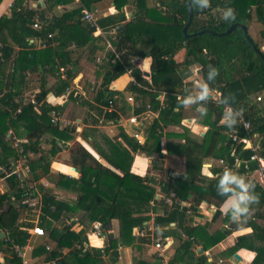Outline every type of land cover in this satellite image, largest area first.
I'll return each instance as SVG.
<instances>
[{
  "label": "trees",
  "instance_id": "1",
  "mask_svg": "<svg viewBox=\"0 0 264 264\" xmlns=\"http://www.w3.org/2000/svg\"><path fill=\"white\" fill-rule=\"evenodd\" d=\"M26 1L28 0H13L9 18L0 17V69L2 66L8 68L10 64L12 70L6 75L9 82L15 75L14 72L16 68L18 69V62H20V58L17 59L20 50L18 55L13 56L14 45L21 49L29 48L32 45L28 42L29 38H40L45 42L43 48L48 50L51 47L50 44L57 41L58 50H54V57L47 60L41 69L44 73L56 76L53 89L55 94L59 95L70 89L67 94L68 100L77 101L84 108L85 115H88L89 111L95 118L102 117L105 121L111 120L115 123L119 119L118 112L126 114L130 108H126L125 103H119V93L112 91L109 85L126 72L127 68H130L135 82L131 81L127 90L132 94L136 93L137 102L133 107V113L139 115L149 109L156 112L157 116L148 126L146 138L141 145L121 126L119 135L129 148L107 139L106 136L102 138V133L97 136L105 142L103 146L106 150L102 148L98 154L112 166V169L101 163L76 139L75 125L60 126L59 123L52 122V112L61 117L64 105H54L46 101L49 89L44 86L45 76H41L40 89L33 95L35 103L23 100L21 91L8 86L6 81L5 89L0 92V167L7 165V171L3 169L0 172V176L4 177L5 188L0 193V207L6 203V207L0 209V230L6 233V237L0 238V251L5 252L4 262L20 264L19 258L13 253V245L25 244L34 226V222L30 220H33L37 213L36 224L42 227L53 243V247L49 250L43 243H39L34 248L35 254L44 253L46 261L55 260L54 264L58 262L98 264L102 254L109 255V259L113 261L115 257L113 248L117 247L118 242L124 243L127 237H130L134 226H144V221L149 219V215L145 213L152 208L147 198L152 196L154 188L145 183L148 178L130 171L133 159L131 151L141 150L149 155L160 156L162 149L167 148L169 151L174 150L185 155L186 160L183 166L185 176L170 175L166 181L160 182V188L165 194L174 192L175 196L171 204L163 205L164 215H157L156 220L163 224L174 222L173 229L178 231L176 236L179 237L180 242L172 256L173 263L207 264L204 256L195 257L190 251L192 242L199 241L198 238L196 239L199 227L191 225L190 213H197L198 204L201 201H207L216 207L213 218L224 217L219 207L231 194L218 195L217 180L214 177L222 173L225 168L231 169L235 157L248 158L250 155V151L243 149L240 143H233L227 138L226 133L230 129L220 122L226 106L244 109V115L250 120L251 126L248 131L240 127V135L245 133L251 136L258 135L264 155V108H260L256 101L252 100L254 95L264 91V48L249 32L252 22L257 20L262 26L259 31L260 36L264 39V0H210V7L204 11L193 9L197 0H191L192 19L187 28V36L182 32V27L188 19L186 0H157L162 19L152 18L151 24L146 23L150 8L142 0H135V4L140 8L138 13L123 23L122 30L114 31L110 39L104 35L93 34V28L82 19V6L64 11L58 16L53 15L49 19H45L44 14L39 15V19H42L41 27L36 29L33 27L35 11L25 7ZM71 1L45 0V10H51L57 4H67ZM80 1L88 5V0ZM114 3L117 9L124 4V2L118 3V0H114ZM228 7L235 9L234 22H226L222 19L223 9ZM122 15L124 16L123 13ZM235 22L246 26L252 42L248 41L240 26H236L226 35H214L208 32L193 34L202 29L221 33ZM70 24H75L76 29L84 31L83 37L77 39L79 37L64 32V27ZM13 32L16 34L14 35ZM49 33L51 37H47ZM87 43L92 45L88 52V59L94 62L95 79L98 80V85L93 90V83L85 79L81 87L83 93H78L77 89H71V81L79 59L72 56L73 51L69 46L81 48L88 45ZM108 44L112 49L107 48ZM253 45L258 49H254ZM181 50H183L182 60L172 61L173 56ZM97 51L102 54L95 59ZM132 57L149 58L150 69L153 71L172 67L180 73L182 78L187 77L188 67L198 62L203 81L207 80L209 65L218 69L219 75L214 81L209 82L210 88L217 90L218 94L215 99L209 97V102L206 104L205 116H211L212 121L207 123L208 128L204 135L194 133L189 127L181 124L184 118L200 116L195 106L188 109L178 108L177 96L194 94L190 91L191 88H185L182 82L177 81L154 79L149 82L142 75L140 68L131 63ZM28 59V64L19 69L22 75L26 69L40 70L30 57ZM160 94L163 95L162 99L158 97ZM228 96L234 98L232 102L223 99ZM246 100L249 103L244 105L243 102ZM82 121L95 124L94 120L89 122L84 115ZM169 126H179L181 130H164ZM85 127L81 131L82 136L86 135ZM47 132L52 135L51 147L43 151L41 143L43 134ZM164 134L167 137H178L183 141L167 142L165 146H162L160 137ZM14 138L19 140L18 147L13 143ZM57 140L63 141L62 145L57 144ZM67 142L70 144L67 145ZM93 144L97 148L96 143ZM62 147L67 150L70 164L79 169L78 178L50 171V159ZM23 155L27 158L24 164L28 171L26 175L19 177L13 172L12 164ZM205 156L221 158L225 163L223 167L214 168L210 177L201 173V160ZM137 159L140 164L144 161L141 158ZM255 167V162H251L250 168ZM238 171L243 172V167L240 166ZM43 177L58 187L75 192L76 197L71 201L58 199L50 187H44L39 182ZM151 181L155 182L153 179ZM254 185L255 193L259 195L258 203L250 206L246 220L241 223L232 221L231 228H239L243 226V223H252L254 220L264 221V190L261 186ZM34 189L40 193L38 209L26 203L23 204V200L35 192ZM140 193L146 194L148 197H143L147 200L140 198ZM177 200L189 202V205H182ZM78 211H81L79 222L85 225L100 221L102 226H105L111 219H117L118 237L110 238L104 244L102 252L98 248H84L83 244L86 240L84 229L75 232L68 225L55 226L57 222L63 221L65 217L71 218L72 213ZM225 218L229 219L230 216L227 215ZM201 228L203 230L205 227L201 226ZM225 230L213 232L208 236L209 241L205 240L204 245H213L224 238L228 232ZM161 233L164 236V231L161 230ZM253 235L252 244L249 247L255 251V260H258L261 254L257 252V247L264 246V238L259 239L255 230ZM247 238L249 239L246 235L239 236L237 243L227 250H236ZM141 239L148 241L146 237ZM76 244L80 246L77 248ZM63 247L68 248L66 253L62 252ZM156 262L159 264L158 260ZM133 264L147 263L135 260Z\"/></svg>",
  "mask_w": 264,
  "mask_h": 264
},
{
  "label": "crops",
  "instance_id": "2",
  "mask_svg": "<svg viewBox=\"0 0 264 264\" xmlns=\"http://www.w3.org/2000/svg\"><path fill=\"white\" fill-rule=\"evenodd\" d=\"M13 0H0V17L9 18L10 16V7ZM143 3L148 8H153L158 6L157 0H142ZM124 4L120 7V9H117L114 0H88V5H84L80 0H72L70 3L67 4H57L54 6L51 10H45L46 2L45 0H28L25 2V7L31 10L35 11L34 14V21H40L42 19H39V15L44 14L45 19H49L51 16L55 15L58 16L62 14V12L71 10L74 8H77L79 6H82L83 8L89 10L92 15L96 18V21L98 22V25L103 33V35L107 38V35H110V37H113L114 31H120L124 28L123 23L131 19L133 16H135L138 13V10L140 9L137 4H135V0H118V3ZM82 8V9H83ZM158 8V7H157ZM159 9V8H158ZM120 11V12H119ZM124 14V16L122 15ZM124 17V18H123ZM153 18V17H151ZM152 19L149 17H146V23L151 24ZM254 22H252L251 26L249 27V32L252 33V26H254ZM74 25V26H73ZM153 27V25H152ZM64 32H67L71 36L79 37L77 39H80L83 37L84 31L76 29L75 24H70L64 27ZM115 29V30H114ZM70 31V32H69ZM151 32V31H150ZM15 35L16 33L13 32ZM149 35L150 33H146ZM28 42L32 45L29 48H19L18 46L14 45V55H18V52L20 50V53L18 55V58H20V62H18V69L16 68V72H14L13 78H11V81L9 82L8 79H6V75L8 71L12 70L11 66L9 64V67H1L0 69V92H2L6 87V81L8 82V86L12 88V86L18 90L21 91V97L23 100L28 101L30 96H33L35 93H37L40 89L41 84V76L44 77V86L48 88V92L46 95V101L50 104L54 105H64L63 109L61 111V118L67 120V121H75L77 136L76 139L80 141L101 163L109 166L112 168V166L99 154L98 151L102 148L105 150L103 144L105 143L103 141V136H106L107 139H110L114 142L121 143L123 146L128 147L127 143L121 138L119 135V127H123L125 132L130 135V131L139 130L141 132L142 137V143L144 142L146 135H147V129L148 126L153 122V119L157 116V113L154 111L145 113L144 120L138 125H131L126 122V118L129 117L133 113V107L136 102L135 94H132L127 90L129 83L135 82L133 76L131 73L129 74L127 71L124 74H121L116 79H114L109 87L112 89V91H115V93L119 97V103L124 104L126 108H130L126 114H121V112H118L119 119H117V122L113 123L111 120H103L102 117L95 118L93 115L90 114L88 111V115H85L84 108L78 104L77 101L68 100L67 94L70 91L67 90L65 93L61 94H55L53 92L55 82H56V76L54 74H48L44 73L43 65L47 63V60H51L54 57V50L57 49V41L52 42L50 45L51 47L47 49L43 48L44 46H41V39L40 38H29ZM88 45L81 47V48H75L72 45H70V49H72L73 53L72 56L79 59L78 67L76 68L75 75L72 77L71 81V89H77L79 91L78 93H83L82 90V83L85 79H88L89 82L93 83L92 89L94 90L98 85V80L95 79V72H94V62L90 58L88 59L89 50L92 47L90 43H87ZM1 45V43H0ZM264 47V43L261 45ZM107 48L109 49L108 45ZM112 48V47H111ZM55 51V52H56ZM102 52L97 51L96 52V58L98 59L101 57ZM30 60L36 65L39 71H29L26 69L24 72V75L21 74L19 69L23 67L24 65L28 64L29 58ZM183 58V50H181L178 54H175L172 58V61L179 62ZM10 63V61H9ZM89 63V64H88ZM131 63L135 66H138L140 70L142 71V75L150 82L154 79L156 80H165V81H177L182 82L185 88H191L190 91H193L195 93V87L194 83L196 81H201V74H200V64L193 63L191 64L189 68V73L186 78H182L180 76V73L173 69L172 67H166L159 69L157 71H153L150 69V60L149 58H140V57H132ZM62 69V68H61ZM145 72H148L147 75ZM46 74V75H45ZM134 81H133V80ZM96 83V86L94 87V84ZM132 94L134 101L130 102L127 100V96ZM218 91L215 89H212L211 98L215 99L217 97ZM260 94L261 99H264V91L258 92L256 95ZM254 95L252 97V100L256 97ZM179 96V95H178ZM177 96V97H178ZM160 99L163 98V95L160 94L158 96ZM179 98V97H178ZM262 104H259V101L256 102V104L260 108H264V100L261 101ZM249 101L246 100L243 102L244 105L248 104ZM119 104V106H121ZM2 107V106H1ZM129 112V113H128ZM225 112V111H224ZM128 113V114H127ZM86 117L89 122L91 120H94L95 124H87L82 121V117ZM94 117V118H93ZM199 117H192V118H184L181 121V124L189 127L192 132L194 133H201L203 132V135L205 134V131L207 130L208 126L207 123H199L197 121ZM208 116H204V119H206ZM97 119V120H96ZM93 122V121H92ZM220 122H223V116L220 120ZM62 126V125H60ZM64 126V125H63ZM72 126V125H70ZM86 126V127H85ZM86 129V135L82 136L81 131L83 128ZM176 126H169L164 130H175ZM94 129V131L90 130ZM102 133V138L97 137L99 134ZM227 135V133H226ZM131 136V135H130ZM51 138L52 135L50 133H44L43 134V141L41 143V148L43 151L49 150L51 147ZM179 141H183V139H179L178 137H167L162 135L160 137V144L162 146H165L167 142L177 143ZM61 140H57V144L62 145ZM96 143L97 148L94 147L93 143ZM137 142V141H136ZM138 143V144H142ZM69 145L70 143H66ZM66 145V146H67ZM105 145V144H104ZM130 150V149H129ZM132 162L130 166V171L133 173L148 178V181H145V183L148 186H152L154 188L152 196L148 197L146 194L142 195L140 193L143 200L148 199V203L152 206L150 208V211L145 213V215H149V219L146 221H149L150 218L155 222L157 230L153 231V233H156V235L165 237V242L170 248V251L172 252V256L175 252L176 247L178 246L180 240L179 237H177L178 231L176 229H173L174 222H170L169 224H163L158 223L156 220L157 215L163 216L164 215V206L163 205H169L168 203H165V201L162 199L163 195H169L165 194L161 188H160V182L166 181L170 175H184L185 173L183 171V166L185 165V155L179 152H175L174 150L169 151L167 148L162 149V155L158 156L156 154L149 155L145 152L138 150L136 152H132ZM143 159V163H139V159ZM219 159L217 157L212 156H205L201 160V173L204 176L210 177L213 174V169L217 167H223L219 163ZM13 169V167H12ZM113 169V168H112ZM3 169L0 167V172ZM50 171L54 173L61 172L63 174H66L73 178H78L80 176L79 169H76L74 166L70 164L68 161V153L67 150L58 151L54 155H52L50 159ZM119 172L118 170H116ZM234 172H237L241 175H243L242 172L238 171V169H234ZM248 181H251L253 184H257L252 177H247L243 175ZM151 179H153L155 182H152ZM39 182L44 187H50L54 193H56V196L58 199H62L65 201H71L76 197V193L67 190L61 187H58L57 185L49 182L46 178H41ZM44 182L46 184H44ZM258 185V184H257ZM260 186V185H259ZM4 177L0 176V193L4 191ZM143 196L148 197L147 199ZM174 198V197H173ZM172 198V200H173ZM228 198V197H227ZM227 198L224 200L226 201ZM162 200V201H161ZM171 200V203H172ZM182 205H189V202L177 200ZM224 201L221 203L219 209L222 211V215L224 217L219 218H213V213L216 210V207L212 204H209L207 201H201L198 204L197 207V213H190V210H188V213L192 215V226H198L197 229L198 232L196 234V239L198 238L199 241H193L190 246V251L194 253L196 256H204L206 259L207 264H264V246L257 247V252L261 254V257L258 260H255L256 253L255 251L251 250L249 245L252 244L253 240V231L257 233V237L259 239L264 238V221L263 220H254L252 223H243L241 227L239 228H231L232 220L231 218L226 219L225 217L227 214L224 212L223 204ZM153 202V203H151ZM170 203V204H171ZM6 207V203H4L0 209H4ZM81 211L73 212L71 218H64L63 221H59L55 224L56 227H63L65 225H68L70 229L73 231H79V229H84L86 240L84 241V248L87 247H93L101 249L106 244V242L110 238H116L119 235V224L117 219H111L105 226H102L104 229L103 237L95 236L92 233V224L94 222H100V221H93L90 224H82L79 222ZM38 214V213H37ZM35 215V218L33 220L34 226H38L36 223L38 221V216ZM152 214H156L154 217ZM69 221V222H66ZM144 221V222H146ZM101 223V222H100ZM144 224V223H143ZM202 227H205L202 230ZM32 227V229H33ZM141 226H134L130 237H127L126 241L124 243L118 242V245L116 248H113V253H115V257L113 261L109 259V255L102 254L100 261L98 264H133L135 260H142L148 263H157L156 257L154 255L153 249L151 247V239L150 235L146 236L148 238V241L142 240L141 237L138 236L136 232V228H139ZM143 227V226H142ZM170 227V228H169ZM32 229L30 230V234L28 238L26 239L25 244V250H26V258L28 260V264H50V261H46L44 258V253L41 254H35L34 248L39 243H43L45 248L46 245L49 246V249L53 247V243L48 237V234L44 231L43 235L34 234L32 232ZM226 229V230H225ZM164 231V236L161 233ZM201 230V231H200ZM228 231L226 236L216 242L213 245L205 244V240L209 241V237L213 232L215 231ZM107 231V232H106ZM241 235H246L249 237V239H245L241 246L237 248L236 250L228 251L230 247H233L237 243V238ZM99 239H101V242H99ZM98 240V241H97ZM193 240V239H192ZM168 242H171V245L168 244ZM207 243V241H206ZM210 243V242H208ZM80 244H76V247L78 248ZM201 246L203 248V253L197 254L195 252V248ZM47 249V248H46ZM48 249V250H49ZM68 251V248L63 247L62 252L66 253ZM238 254L239 258H236L234 255ZM192 255V258H195ZM5 259V252L0 251V263L3 264H10L8 262H4ZM159 262V261H158ZM176 264H189L186 262H176Z\"/></svg>",
  "mask_w": 264,
  "mask_h": 264
},
{
  "label": "built area",
  "instance_id": "3",
  "mask_svg": "<svg viewBox=\"0 0 264 264\" xmlns=\"http://www.w3.org/2000/svg\"><path fill=\"white\" fill-rule=\"evenodd\" d=\"M82 13V19L86 22V24L93 28V34L94 35H101L103 36V33L96 21V18L92 15V13L83 8L81 10ZM33 27L36 29H39L41 27V24L38 21L33 22ZM47 37H51V34L49 33ZM41 46H45V42L41 40ZM109 49H112L110 44H108ZM126 71L130 74L131 69L127 68ZM133 80V79H132ZM134 81V80H133ZM179 97V96H178ZM261 95L258 94L256 97L253 99L254 101H259L261 100ZM32 103H35L34 96H30L29 99ZM127 100L130 102L134 101V98L132 94L127 96ZM111 108V107H109ZM229 107H225L224 110L226 111ZM19 111V109L17 110ZM147 112H152L151 110L147 109L141 114H131L129 117L126 118V122L138 126L145 117V113ZM156 113V112H155ZM52 122L54 123H59V125H75V121H67L61 117H58L54 115V112H52ZM251 123L250 120L247 119L244 115L242 118L238 121L236 126L232 129H230L227 132V138L230 139L233 143L237 142L242 145L243 149L249 150L250 155L248 158H243V157H235L234 163L231 167V170L238 169L240 166L243 167L244 171L242 172L243 175L247 177H252L254 181L262 187L264 190V155H263V148L260 143V137L256 134L253 136L249 135L248 133H245L244 135H240V127L244 128L246 131L250 129ZM130 135L138 142L142 143V137H141V132L139 130H133L130 131ZM14 145L19 146V140L14 138ZM62 150H65V147H62ZM26 156L20 157L14 164L13 166V172H15L19 177L22 175H26L28 168L25 166L24 162L26 161ZM255 162L256 167L254 169L250 168V163ZM219 163L224 166V161L223 159H219ZM44 184H46L44 182ZM35 192H33L31 195H29L27 198L23 200L24 203L28 204L29 206H32L36 209H38V206L40 205V193L34 189ZM175 196L174 192H170L169 195H163L162 199L165 201V203L170 204L172 198ZM153 203V202H151ZM156 214H152L154 217ZM69 222V221H66ZM70 223V222H69ZM143 227L136 228V234L138 236H143L146 237L150 235L151 239V247L153 249L154 255L156 259L159 261L160 264H175L172 261V252L170 251L169 246L165 242L164 237L156 235V233H153V231L157 230L155 222L150 218L149 221L144 222ZM32 232L34 234L38 235H43L44 230L40 226H35L32 229ZM107 232V231H106ZM92 233L95 236L98 237H103L104 234V229L102 227V224L100 222H94L92 224ZM46 248L49 249V246L46 245ZM13 253L16 257L19 258L20 264H28V260L26 258V250L24 245H13ZM55 260H51L50 264H54Z\"/></svg>",
  "mask_w": 264,
  "mask_h": 264
},
{
  "label": "clouds",
  "instance_id": "4",
  "mask_svg": "<svg viewBox=\"0 0 264 264\" xmlns=\"http://www.w3.org/2000/svg\"><path fill=\"white\" fill-rule=\"evenodd\" d=\"M187 2V0H186ZM210 7V0H197L196 6L192 7L195 10L204 11ZM222 19L226 22H234L236 19L235 9L228 7L222 11ZM219 75L218 69L209 65V71L206 81H196L194 83L195 93L188 94L178 98V108L183 107L188 109L195 106V110L201 117L207 114L206 104L209 102V97L212 94L209 82H212ZM187 91V89L185 90ZM223 99L233 101V97H223ZM203 102V103H201ZM244 109H234L230 106L223 113L224 126L232 129L243 116ZM217 180L216 189L220 196L231 194L224 201V212L230 216L234 223H241L248 217L250 206L258 203L259 195L255 193V185L248 181L243 175L234 172L229 168L214 177Z\"/></svg>",
  "mask_w": 264,
  "mask_h": 264
},
{
  "label": "water",
  "instance_id": "5",
  "mask_svg": "<svg viewBox=\"0 0 264 264\" xmlns=\"http://www.w3.org/2000/svg\"><path fill=\"white\" fill-rule=\"evenodd\" d=\"M187 5H188V19L186 21V23L184 24V26L182 27V32L184 33L185 36H187V28L189 27V24L191 22V19H192V9H191V0H187ZM236 26H240L243 31H244V34L246 35V38L248 39L249 42H252V39L249 37L248 35V30L246 28V26L242 23H239V22H235L233 24H231L225 31L221 32V33H218L216 31H213V30H210V29H202L200 31H197V32H194L193 34H201L203 32H208V33H211V34H214V35H226L228 33H230ZM254 49H258L255 45H253ZM147 75L149 74L148 72H145ZM96 86V83L94 84V87ZM211 97V96H210ZM201 135H203V132L201 133ZM2 169H5L7 171V165L4 166ZM77 169V168H76ZM24 204V203H23ZM6 237V233L4 231H1L0 230V238H4ZM195 252L197 254H201L203 253V248L201 246H198L195 248ZM236 258H239V255L238 254H235L234 255ZM57 264H61V262H58Z\"/></svg>",
  "mask_w": 264,
  "mask_h": 264
},
{
  "label": "rangeland",
  "instance_id": "6",
  "mask_svg": "<svg viewBox=\"0 0 264 264\" xmlns=\"http://www.w3.org/2000/svg\"><path fill=\"white\" fill-rule=\"evenodd\" d=\"M159 9H157V8H155V7H153V8H150V11H149V13H148V16H149V18H151V17H153V18H155V19H162V13H159ZM152 19V18H151ZM255 24H253L254 26H252V33H250V34H252L255 38H256V40L257 41H259L260 42V44L262 45L263 43H264V39H262L261 38V36H260V33H259V31H260V29H261V24L257 21V20H254L253 21ZM111 37H110V35H107V39H110ZM262 48H264V47H262ZM89 64V63H88ZM124 73H126V72H124ZM123 73V74H124ZM261 101H263V99H261V100H259V104L261 103H263V102H261ZM197 121L199 122V123H209V122H211L212 121V117L210 116V117H207L206 119H204V116L203 117H200V118H198L197 119ZM174 129H177L178 131H180L181 130V128L179 127V126H176V127H174ZM24 203V202H23ZM165 238V237H164ZM168 244L169 245H171V242H168ZM160 264V263H159Z\"/></svg>",
  "mask_w": 264,
  "mask_h": 264
},
{
  "label": "bare ground",
  "instance_id": "7",
  "mask_svg": "<svg viewBox=\"0 0 264 264\" xmlns=\"http://www.w3.org/2000/svg\"><path fill=\"white\" fill-rule=\"evenodd\" d=\"M141 145V144H140Z\"/></svg>",
  "mask_w": 264,
  "mask_h": 264
}]
</instances>
